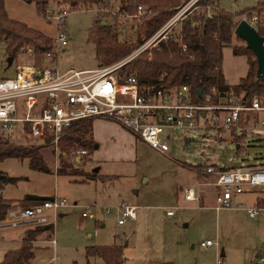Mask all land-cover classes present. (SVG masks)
I'll return each mask as SVG.
<instances>
[{
  "label": "rangeland",
  "instance_id": "rangeland-1",
  "mask_svg": "<svg viewBox=\"0 0 264 264\" xmlns=\"http://www.w3.org/2000/svg\"><path fill=\"white\" fill-rule=\"evenodd\" d=\"M258 2L218 0L220 7L236 14V25L245 9L261 8ZM5 4L11 17L42 30L51 39L61 31L70 37L69 45L61 50L59 57L62 71L99 66L91 29L101 21L114 22L116 14L119 39L135 38L136 18L118 13L117 2L116 7L72 8L52 1L47 15L24 0H5ZM61 8L68 11L62 25L53 17ZM253 12L263 17L264 6L262 11ZM237 44H246V41L235 34L233 42L223 49L222 69L231 85L238 83L249 69L247 53L234 50ZM136 47L109 64L127 57ZM4 49L5 43L0 42V78L15 75L18 64L44 63L40 57L19 56L8 64ZM261 120L262 114L258 111H247L242 114L239 125L243 130L238 127L223 135L213 126L177 129L169 138L171 147L167 153L136 138L129 130L98 128L95 147L87 152L89 159L87 153L78 159L72 151L64 153L70 161H79L74 165L76 173L58 172L59 148L55 144H43L41 139L35 141V146H41L49 170L32 168L26 157L3 159L0 171L19 178L3 189L6 197L14 199L13 204L28 205L23 198L30 194L65 198L69 204L61 210L62 216L52 220L54 233L38 235L34 242L36 257L29 264H47L52 258L56 260L54 264H88L85 254L88 246L113 244L124 247L121 264H260L255 258L264 256V214L251 215L246 206L262 203L258 199L262 191L235 192L231 206L217 209L221 187L213 183V176H206L194 167L201 160L224 167L263 163ZM2 136L10 143L20 139L12 134ZM198 184L201 200L187 201L181 195V188ZM122 201L138 205L139 210L136 219L120 224L118 215L106 209ZM86 209L89 214L84 216ZM168 209H174V215L167 214ZM23 231L24 225L0 230V261L5 251L19 247L16 239ZM53 238L56 245L51 243ZM207 240L216 245L202 247L201 242ZM90 262L104 264L99 257L91 258Z\"/></svg>",
  "mask_w": 264,
  "mask_h": 264
},
{
  "label": "built area",
  "instance_id": "built-area-1",
  "mask_svg": "<svg viewBox=\"0 0 264 264\" xmlns=\"http://www.w3.org/2000/svg\"><path fill=\"white\" fill-rule=\"evenodd\" d=\"M197 1L182 0L168 21L131 54L92 69L69 68L62 71L59 68L61 50L70 43V37L63 31L42 52L32 45H23L17 57H40L44 63L18 64L15 75L0 78V135L12 134L14 138L28 139L27 142L14 139V144L32 146L41 139L43 144H55L57 148L59 140L75 123L104 118L121 124L152 147L167 153L171 147L169 138L177 129L187 131L213 126L219 130V135L238 127L243 130L239 125L242 114L247 111L261 113L264 126V94L255 92L246 99L244 92H225L216 87L203 91L186 83L148 87L141 84L135 74L123 76L119 73V69L132 58L156 46L162 39H168L190 6ZM145 8L139 5L137 13L126 15L139 16ZM46 11L47 14L51 12L50 6ZM67 12L66 8H61L53 17L62 25ZM208 15H212L211 11ZM242 19L256 28L259 23H264V17L256 12L244 11ZM3 51L7 56L6 50ZM47 61L52 64L47 65ZM239 145L240 142L237 143ZM87 152V149L79 148L73 149L71 154L78 159ZM194 168L213 176V183L221 187L217 195V209L231 206L235 192L258 189L263 193L258 199L264 198V162L224 167L201 160ZM182 195L187 200L200 201V188L186 186ZM68 205L65 198L59 197L26 206L16 203L8 209L5 221L8 225L26 220H32L37 225L53 223L52 220ZM246 209L254 216L264 214V202L246 206ZM106 210L110 214L116 213L118 222L123 224L128 219L137 218L139 206L122 201ZM174 213V209L167 210V214ZM88 214L87 209L83 211L84 216ZM51 243L56 245V239L53 238ZM214 245L211 240L201 242L204 248ZM55 261L52 258L47 264H54ZM257 262L264 264V256L260 255Z\"/></svg>",
  "mask_w": 264,
  "mask_h": 264
},
{
  "label": "trees",
  "instance_id": "trees-1",
  "mask_svg": "<svg viewBox=\"0 0 264 264\" xmlns=\"http://www.w3.org/2000/svg\"><path fill=\"white\" fill-rule=\"evenodd\" d=\"M32 3L36 10L47 15V8L52 1L60 5H67L72 8L84 7H116L118 13L135 14L138 6L144 5L146 10L136 16L133 27L135 38L132 41L119 39V25L117 14L115 21L99 22L91 29V38L96 43V51L99 59V66L109 64L129 53L133 47L139 46L142 42L152 36L160 29L168 19L177 11L182 0H24ZM257 8L263 10L264 0H259ZM256 6L247 8L244 11L253 13L258 11ZM211 11L212 15H208ZM243 11V12H244ZM186 16L173 29L168 39H162L159 43L132 58L125 63L119 73L123 76L135 74L141 84L148 87L160 85L175 86L189 84L194 89L210 91L216 87L221 91L244 92L245 98L258 92L264 94V76L257 75L258 61L255 53L246 44L235 45V52H246L248 55L249 69L247 74L241 77L236 84H229L226 81L222 69L224 57V46L231 44L235 36L236 14L220 7L218 0H198L186 12ZM264 17V14H263ZM257 29L264 35V23H259ZM237 38L242 39L237 36ZM51 37L42 30L35 28L28 23L13 18L8 13L5 0H0V42L5 43L7 56L15 59L20 48L29 44L38 52L51 45ZM151 55L149 56V53ZM95 139L93 135L92 118L81 120L67 131L59 140L58 148L61 154V164L58 166L60 173H76L74 165L79 161H70L64 157L73 149L84 148L93 150ZM87 153V158L88 157ZM7 157L28 158L32 168L49 170L46 164L45 153L41 146H27L23 144L10 143L8 139L0 135V162ZM96 175V173H95ZM19 178L0 171V228L7 227L6 214L14 203V199L3 194L5 185L16 182ZM28 205L39 200H30L28 196L23 198ZM264 202V198L261 199ZM53 223L38 224L35 229L27 230L21 246L18 249L9 250L3 262L0 264H29L36 257L34 242L39 234L53 232ZM88 264L93 257H99L104 264H121L124 256L122 245H93L85 250ZM158 264H174L172 262H161Z\"/></svg>",
  "mask_w": 264,
  "mask_h": 264
},
{
  "label": "water",
  "instance_id": "water-1",
  "mask_svg": "<svg viewBox=\"0 0 264 264\" xmlns=\"http://www.w3.org/2000/svg\"><path fill=\"white\" fill-rule=\"evenodd\" d=\"M235 34L244 39L246 45L253 50L258 61L257 75L259 77L264 76V35L260 34L258 29L246 19H242L238 22L235 27ZM7 62L11 64L13 62V57L7 56ZM51 198L53 197L36 194L28 195V199L30 200H45ZM259 259L260 255L255 258V261L257 262Z\"/></svg>",
  "mask_w": 264,
  "mask_h": 264
},
{
  "label": "crops",
  "instance_id": "crops-1",
  "mask_svg": "<svg viewBox=\"0 0 264 264\" xmlns=\"http://www.w3.org/2000/svg\"><path fill=\"white\" fill-rule=\"evenodd\" d=\"M227 81V80H226ZM92 121H93V135H94V139H95V134H97V129L98 128H102V127H106V126H108L109 127V129L110 130H112V131H114V130H119V129H126L124 126H122L121 124H119V123H117V122H115V121H112V120H109V119H104V118H92ZM126 130H128V129H126ZM129 132H131V131H129ZM132 133V132H131ZM133 134V133H132ZM136 138H139V137H137L135 134H133ZM140 139V138H139ZM142 140V139H141ZM206 176H208V175H206ZM198 186H199V184H198ZM181 189H183V188H181ZM181 195H182V190H181ZM183 196V195H182ZM200 200H201V196H200ZM188 201V200H187ZM59 215H63V212H61L60 211V213H59ZM169 215H174V214H169ZM35 224V225H34ZM15 225H20V227H21V225H24V231H23V235L22 236H20L18 239H16V241L20 244L19 245V247L21 246V243H22V241H23V238H24V236H25V233H26V231L27 230H32V229H35L36 227H37V223H35L34 221H32V220H26V221H22V222H20V223H18V224H14V225H9V227H8V225H7V227H2V228H0V230H3V229H10V228H13V227H15ZM43 234V233H42ZM36 242H37V240H36ZM38 242H44V241H42V240H38ZM50 242V241H49ZM56 244H57V241H56ZM18 247V248H19ZM18 248H15V249H18ZM11 250H13V249H11ZM9 251V250H8ZM8 251H5V253L2 255V257H1V261H0V263L1 262H3V260H4V257H5V255H6V253L8 252ZM48 263V262H47Z\"/></svg>",
  "mask_w": 264,
  "mask_h": 264
}]
</instances>
